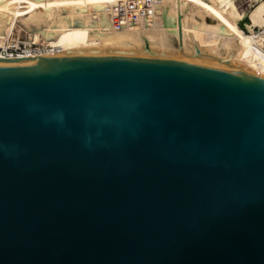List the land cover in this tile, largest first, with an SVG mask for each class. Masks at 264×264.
Returning a JSON list of instances; mask_svg holds the SVG:
<instances>
[{"label": "water", "instance_id": "obj_1", "mask_svg": "<svg viewBox=\"0 0 264 264\" xmlns=\"http://www.w3.org/2000/svg\"><path fill=\"white\" fill-rule=\"evenodd\" d=\"M0 264H264V78L0 57Z\"/></svg>", "mask_w": 264, "mask_h": 264}, {"label": "bare ground", "instance_id": "obj_2", "mask_svg": "<svg viewBox=\"0 0 264 264\" xmlns=\"http://www.w3.org/2000/svg\"><path fill=\"white\" fill-rule=\"evenodd\" d=\"M116 1L0 0V47L6 45L14 30L28 32L26 40L15 38L27 46L41 38L45 46L49 45L19 55L3 56L0 51V57L171 59L167 52L173 49L178 51L173 55L184 62L200 63V57L206 54L210 59L203 64L264 78V38L249 25V32L241 30L237 13L216 7L221 0H158L153 17L119 29L113 27L109 14Z\"/></svg>", "mask_w": 264, "mask_h": 264}, {"label": "built area", "instance_id": "obj_3", "mask_svg": "<svg viewBox=\"0 0 264 264\" xmlns=\"http://www.w3.org/2000/svg\"><path fill=\"white\" fill-rule=\"evenodd\" d=\"M158 0H118L110 8V21L115 29L122 28L128 24H137L141 20L153 17L156 13ZM247 22L245 23V25ZM251 28L264 38V24L255 26L250 18ZM43 47L27 46L21 41H16L10 36L7 38L5 46L0 47L3 56L27 54L29 51H41Z\"/></svg>", "mask_w": 264, "mask_h": 264}, {"label": "rangeland", "instance_id": "obj_4", "mask_svg": "<svg viewBox=\"0 0 264 264\" xmlns=\"http://www.w3.org/2000/svg\"><path fill=\"white\" fill-rule=\"evenodd\" d=\"M235 2L238 9L244 13L243 18L237 22V25L241 30L245 32H249V28L247 27V25H245V23L247 22L249 25L250 17H252V21L256 27L262 26L264 24V0H235ZM216 7H219L222 10H226V9L233 10L232 0H221V2L216 5ZM250 30L254 31L252 28ZM28 35H29L28 32L24 30H21L19 33L16 30H14V32L10 37L13 39L20 37V39L26 40V38H28ZM173 43L175 44V41ZM46 44L47 43L45 42L44 38H41L38 42L33 44V46L43 47ZM45 47H49V45ZM177 52H178L177 50L172 49L170 52L167 53L171 54L170 56L171 59H179L184 61L185 59H182L178 56L175 57V55H173V54H177ZM209 59L210 58L205 54L200 57L198 62L207 63Z\"/></svg>", "mask_w": 264, "mask_h": 264}, {"label": "crops", "instance_id": "obj_5", "mask_svg": "<svg viewBox=\"0 0 264 264\" xmlns=\"http://www.w3.org/2000/svg\"><path fill=\"white\" fill-rule=\"evenodd\" d=\"M232 4H233V11H234L235 13L238 14V16H237V22H238L240 19L243 18L244 13L241 12V11L238 9L235 0H232ZM250 18L252 19V17H250ZM246 25H248V23H247Z\"/></svg>", "mask_w": 264, "mask_h": 264}]
</instances>
